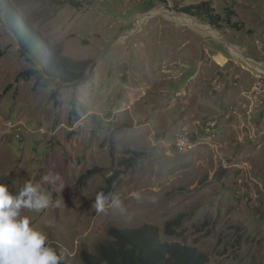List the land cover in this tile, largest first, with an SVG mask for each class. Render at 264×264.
I'll return each instance as SVG.
<instances>
[{"label": "rangeland", "instance_id": "obj_1", "mask_svg": "<svg viewBox=\"0 0 264 264\" xmlns=\"http://www.w3.org/2000/svg\"><path fill=\"white\" fill-rule=\"evenodd\" d=\"M191 5L204 16L193 20L224 40L264 21V0H0V183L15 192L61 175L63 189L43 184L52 206L22 214L71 264H82L83 250L96 254L110 228L143 225L162 243L198 248L210 264H264V154L217 132L194 153L172 146L202 118L178 131L165 121L178 98L157 91V38L169 37L161 25L173 27L167 12L188 17ZM218 143L238 151L228 157ZM101 191L126 211L110 198L97 212Z\"/></svg>", "mask_w": 264, "mask_h": 264}, {"label": "crops", "instance_id": "obj_2", "mask_svg": "<svg viewBox=\"0 0 264 264\" xmlns=\"http://www.w3.org/2000/svg\"><path fill=\"white\" fill-rule=\"evenodd\" d=\"M255 14L256 18L263 17L260 13ZM168 17L170 18L169 15ZM187 18L193 22L192 25L170 18L174 22L173 27H168L171 24L161 25L162 30L163 28L169 30V37L157 38L158 51L161 50L163 54L155 63L156 78L163 82L158 83L157 91L164 97L178 98V102H174L175 106L171 108L172 111L167 114L165 121L172 122L175 131H178L186 120L202 118L201 132L211 137L217 132V140L234 138L235 143H242L240 145L247 149L250 155L261 154L262 157L264 154V21L262 19L255 23L249 21V26H253L255 30L244 35L224 34L226 36L224 40L217 30L197 24L192 16ZM261 26V33L256 35L257 29L259 31ZM197 33L202 37L198 39ZM231 45L237 47L242 58L234 54ZM252 66H255V69ZM145 73L149 71L146 70ZM214 84L219 87L215 95L212 86ZM188 92L194 102L199 103L197 108L192 107L188 102L191 100ZM181 93H186V96H180ZM205 121L211 124V134L205 130L207 129ZM213 138L208 137L207 142ZM218 145L222 154L226 153L228 157L238 151L233 148L229 150L228 143L221 145L218 143ZM262 171L264 174V170ZM260 175L263 179L257 183L264 197V175Z\"/></svg>", "mask_w": 264, "mask_h": 264}, {"label": "clouds", "instance_id": "obj_3", "mask_svg": "<svg viewBox=\"0 0 264 264\" xmlns=\"http://www.w3.org/2000/svg\"><path fill=\"white\" fill-rule=\"evenodd\" d=\"M63 189V180L59 173L47 174L42 183L26 181L18 191H10L9 186L0 183V264H62L63 252L57 251L49 242L48 235L31 225L23 210L41 212L52 206L51 193L43 184L57 185ZM139 200L140 194H130ZM111 198L112 205L121 214L126 209L118 196L97 192L93 207L104 212Z\"/></svg>", "mask_w": 264, "mask_h": 264}, {"label": "trees", "instance_id": "obj_4", "mask_svg": "<svg viewBox=\"0 0 264 264\" xmlns=\"http://www.w3.org/2000/svg\"><path fill=\"white\" fill-rule=\"evenodd\" d=\"M183 13L204 20L200 8L188 6ZM110 240L97 246L96 254L83 250L82 264H210L207 254L179 242L162 243L155 226L112 227ZM62 264H71L66 258Z\"/></svg>", "mask_w": 264, "mask_h": 264}, {"label": "bare ground", "instance_id": "obj_5", "mask_svg": "<svg viewBox=\"0 0 264 264\" xmlns=\"http://www.w3.org/2000/svg\"><path fill=\"white\" fill-rule=\"evenodd\" d=\"M167 15H169L170 18H172L174 20L175 19L176 20H179V21L181 20V21L187 22V23H189L191 25L193 24V22L189 18H187V17L179 16V15H176L174 13H169ZM199 28H202V27H199ZM208 29L209 30H212L211 28H208ZM230 47L235 52V54L240 55L239 52H238V49H236L237 47L234 48V47H232V45ZM252 67L254 68L255 66H252ZM199 126H200L199 124L196 125V127H197L196 131L198 133H193V129L192 128H194V127H192V126H184L183 129L180 131V133L174 138L173 144H179L180 141L182 140V137H186L187 140H188V142L190 143L187 148L174 147L173 144H172V146L176 149V151L178 153H180V154H190V153H194V151H196L197 149H199L207 141V139L204 140V139H202L200 137L201 131H198V127ZM205 130L208 131V128L207 129L205 128Z\"/></svg>", "mask_w": 264, "mask_h": 264}, {"label": "built area", "instance_id": "obj_6", "mask_svg": "<svg viewBox=\"0 0 264 264\" xmlns=\"http://www.w3.org/2000/svg\"><path fill=\"white\" fill-rule=\"evenodd\" d=\"M263 41H264V40H263ZM205 123H206V126H207V128H208V134H211V133H210V126H211V124L209 123V121H205ZM192 129H193V133H198V132L196 131V128H192ZM189 144H190V143L188 142L187 138H186V137H182V140L180 141V143H179V144H173V146H174V147H183V148H187ZM241 201H242V202H247L248 204H250L248 201L244 200V193H243V196H241ZM253 207L256 208V209H258L257 206H253Z\"/></svg>", "mask_w": 264, "mask_h": 264}]
</instances>
